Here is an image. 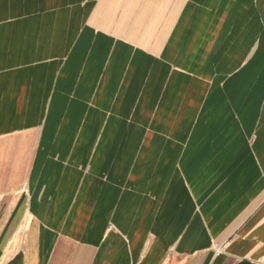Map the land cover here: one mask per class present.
<instances>
[{"label":"crops","instance_id":"obj_1","mask_svg":"<svg viewBox=\"0 0 264 264\" xmlns=\"http://www.w3.org/2000/svg\"><path fill=\"white\" fill-rule=\"evenodd\" d=\"M0 264H264V0H0Z\"/></svg>","mask_w":264,"mask_h":264}]
</instances>
